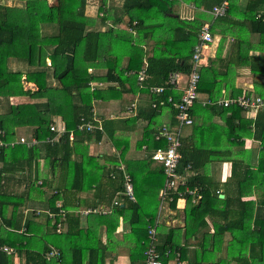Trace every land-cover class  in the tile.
Wrapping results in <instances>:
<instances>
[{"label": "trees", "instance_id": "obj_1", "mask_svg": "<svg viewBox=\"0 0 264 264\" xmlns=\"http://www.w3.org/2000/svg\"><path fill=\"white\" fill-rule=\"evenodd\" d=\"M93 1L98 6L95 15L89 16L85 9L92 0H56L54 5L47 0H0V264H13L16 253L24 256V264H104L108 248L101 245L92 229V222L98 216L88 214L85 227L81 225L79 215L66 214L65 219L58 222L56 213L59 210L54 207L58 194L46 202L56 218L50 233L36 235L33 230L43 227L33 219L21 222L20 208L25 199L22 194L7 193L5 184L10 177L16 176L20 183L26 184L27 195L36 191L41 197L42 189L50 187L48 180L38 182L36 178L41 160L48 166L50 180L62 178L65 181L59 185L63 191L80 193L95 189L98 193L106 186L108 200L123 192L124 174H128L132 179L135 202L123 197V203L113 207V212L106 218L111 224L106 237L113 240L118 219H126L129 214L125 220L130 227L127 237L135 247L129 255L130 264L143 262L149 244L148 230L153 227L159 203L160 209L165 206L173 212L179 210L176 194L169 195L170 201H157L165 181L163 167L158 163L160 169L153 172L149 166L155 162L151 159L152 153L166 146L163 138H157L160 130L177 125L175 105L181 101L195 62L199 73L197 97L187 110L192 118L189 126L192 144L181 136L177 172L182 175L188 169L197 173L186 179V185L201 188L202 198L193 205L187 196L182 209L183 229L158 228L157 258L162 264H168L174 256L189 264H230V260L235 264H264V108L258 110L252 120L243 115L250 111L235 104L226 108L219 104L249 96L229 80L234 76L236 66L249 68L255 77L254 91L259 95L251 97L264 99V82H258L264 78V55L248 54L249 48L264 52V0H248L239 21L230 18L238 10L239 0H229L227 17L216 18V23L227 26L223 36L235 39L236 58L229 57L227 61L221 58V40L215 61L210 62L204 55L206 48L199 61L193 60L206 15L198 13L190 20L181 19L179 5L186 2L211 8L223 0H121L120 6L113 2L107 6L106 0ZM258 13H261L259 17ZM120 23L124 26L118 27ZM216 23L209 28L212 42ZM249 33L258 35L256 44L245 42ZM149 43L152 44L150 53L147 50ZM216 61L221 62L222 70L214 66ZM141 70L145 75L139 82L137 77ZM174 74L180 79L171 85L170 77ZM26 84L33 86L26 88ZM155 88H163V91L152 92ZM223 91H230L229 98H222ZM125 94L138 96L139 104L144 98L146 109L131 103L127 109L129 112L136 109L133 116L103 119L99 125L94 119V103L118 101ZM200 94H206V98L202 99ZM15 97H26L31 102L12 104L11 99ZM163 111L168 112L166 124L160 118ZM215 115L222 119L228 115L222 131L227 135V141L232 139L235 143H230L231 146L241 147L240 140L244 137L258 142L255 164H251L250 158L245 163L241 154L231 149L218 151L211 138L202 137L204 126L194 124L195 119L202 117L204 122V118ZM142 120L146 126L137 146L145 149L148 156L141 160H126L128 140L116 134V124L129 128L131 123ZM90 123L94 128L87 131L85 125ZM51 127L54 129L50 130ZM19 128L28 130V138L17 137ZM103 136L118 151V156L113 155L106 165L99 164V157L89 154L85 144L91 137L99 142ZM21 138L23 143L19 142ZM217 155L220 157L217 161L221 162L225 157L231 162L229 196L224 191L217 192L216 187L204 182L203 176H198V171L216 161ZM183 189L180 187L179 191ZM253 193L258 194L259 199H244ZM219 194L224 198L220 199ZM8 207L11 213L6 216ZM213 218L218 220L211 221ZM46 219L44 226L48 227L51 220ZM207 219L212 223L213 232L203 233L201 244L191 250L185 243L182 245V233L185 241L191 239L207 228ZM60 222L64 230L57 233ZM23 227L25 230L21 231ZM225 233H229L230 240L226 257H220V244ZM35 241H42L44 248L33 252L31 246ZM65 241L77 243H71L67 248L69 256L64 257ZM4 246L13 247L17 252H4ZM51 249L58 254L46 258L53 251Z\"/></svg>", "mask_w": 264, "mask_h": 264}, {"label": "crops", "instance_id": "obj_2", "mask_svg": "<svg viewBox=\"0 0 264 264\" xmlns=\"http://www.w3.org/2000/svg\"><path fill=\"white\" fill-rule=\"evenodd\" d=\"M107 1V6L113 2L115 5L120 6V1L121 0H106ZM224 1V0H223ZM223 1H221L219 4H221ZM248 0H239L237 6L238 10L233 12V17L231 16L230 18L235 19V20H240L243 18V13L245 10V6ZM228 6H229V0H227ZM120 4V5H118ZM216 4L213 7L219 5ZM97 4L95 1L92 0V2H89L88 6L85 9V13L89 16L95 15V11L97 8ZM213 7H208L207 5H200V6H195L192 3H186L182 2L179 5V16L182 19L190 20L192 19L195 15L198 13H203L206 15V23L204 26H208L209 28L214 25V22L216 23V18H213L211 14V10ZM261 13H258L257 17H259ZM223 18L227 17L225 14L222 16ZM222 17H219L222 18ZM229 19V18H228ZM118 26H124V23H120ZM227 26L222 25V24H217L214 26V29L212 31L213 33V42L210 46H207V48L204 51L205 58L208 62L214 60L215 61V53L216 49L218 47V44L223 41L222 45V51H221V58L223 60L228 59L229 57H232L233 59L236 58V52H237V46L235 39L231 36L228 35H222V32L225 31ZM222 40V41H221ZM245 42L253 43L256 44V42L259 41V37L256 34L249 33L247 37L244 38ZM145 45V43H143ZM142 45V46H144ZM248 46L247 44H245ZM152 44L149 43L147 50H151ZM249 51V56H262L264 55V52H260L257 50H252L248 49ZM148 53V54H149ZM227 61V60H226ZM226 64V62H223ZM236 64V63H235ZM218 69H223L222 64L220 61H216V64L214 65ZM234 76H230L229 80H233V86L237 89H241L245 95L249 96H254L258 94L255 93L254 91V83H255V77L250 73V70L246 66H236L234 69ZM258 82L262 83L264 82L263 79H258ZM32 87L33 85L30 84ZM183 85L181 84V87ZM222 88H224L222 86ZM230 88V87H228ZM230 91H223L222 93V98H229L228 94ZM200 97L203 99L206 98V94H200ZM221 98V99H222ZM26 99V100H25ZM12 101L15 100V104L18 103H26L28 102V98L26 97H15L11 99ZM138 96H132L131 94H125L122 96V98L118 101H113L109 103H100V102H95L94 103V119L101 124V120L106 119V120H119L124 117H131L133 114L136 113V109L133 112L128 111V106L132 103H135L136 107H139L140 109H143L145 105H143V101H145L144 98H142V102L138 101ZM12 103V102H11ZM256 112H247L244 113L245 118H250L254 119ZM161 118L162 123L166 124L169 122L168 118V112L163 111V115ZM228 118V115L225 119ZM200 119V120H199ZM199 119H195L194 124H202L204 126V131L201 132L202 137L206 138L208 137L209 139L211 138L212 144H214L220 152H225L228 149H231L233 152H238L241 154V159L246 163V160L250 158L251 164H255V159L259 150L258 147V142H255L251 139H248V137H244L240 140L242 142V146L235 147L231 146V144H235L232 139L230 141H227V135L225 134L224 131H222V128L225 126V119H222L219 115L212 116L211 118H204V122L201 120L202 117ZM237 122V121H235ZM146 126L145 121H137L136 123H131L130 127L127 128L126 126H122L120 123L116 124L117 128V133L116 134H121L123 137H125L128 140V151L126 152L125 158L126 160H141L143 158H146L148 156V152L143 149L142 147L139 148L137 146L138 141L142 137V133L144 130V127ZM217 126L216 129L213 127ZM191 127V126H190ZM189 126L184 127L182 129V135L184 138V141H186L189 145L192 144L190 140V134H191V129ZM219 128L221 130H219ZM197 129V128H196ZM195 129V130H196ZM20 131H25L24 128H19L17 130V137H25L28 138V130L25 131L24 135H21L19 132ZM27 132V133H26ZM94 136V135H93ZM232 141V142H231ZM239 142V141H237ZM89 154L93 156H98L99 158L98 163L101 165H106L108 164V161L112 160L113 155H116L115 158L118 156V151L115 150L114 146L112 145L111 141L106 137L103 136V138L99 141L96 142L94 141V137H91V139L85 143ZM219 155L216 156V161L211 162L207 165H205L200 171H198V176L201 178L202 176L204 177V182L206 184H211L212 186L216 187V191L222 193L223 191L226 192V194L229 196L231 194V181H229L230 175H231V162L226 161L225 157L221 160V162L217 161L219 160ZM114 158V159H115ZM122 167H125L123 163H121ZM150 170L153 172L158 171L160 169V165L158 163L153 162L149 166ZM195 171H189L188 169H185V172L183 174L185 180L188 179L189 177H194L196 176ZM31 176L34 178L35 173L32 172ZM36 178L38 179V182L41 180H48L49 181V188H44L42 189L44 194L41 195V197L37 194L36 191L31 192L29 195H27L26 191V184L20 183V179L17 178L16 176L10 177L5 184V190L6 192H10L12 194H22L24 200L23 206L20 208L21 209V215H22V220L21 222L24 223L26 220H34L35 223L40 224L42 226V229H35L33 230L36 235H47V233H50L51 231V225L54 221V219L48 217V213H52L50 211V208L48 204L46 203L47 200L52 197L53 195H59L58 200L54 203V207L57 208L59 211L56 213V218H58V222L61 220L63 221L65 219L66 214H73V215H79L80 216V221L81 225L85 227L86 223V217L87 215L83 214L86 210H96V212H92L89 214H96L98 217L92 222V229L95 231L97 238L99 239L100 243L102 246H107V251L105 252V260L104 264H130V259L129 255L131 254L132 250H135V247L133 246L134 243L127 237L130 231V227L127 223V218H129V214L126 217V219L119 218L118 219V225L115 229V232L112 233L113 240L107 239V232L111 230V224H108V220H106L107 216H110L111 212H113V206L112 202L114 200H117L119 203H123V197L121 195L122 192L114 194L113 198L111 200H108V193L109 189L106 186H103L99 191L100 192H95V189H92L87 192H80V193H73V192H67L63 191L61 186L65 181L62 178H58L56 180H53L50 176L48 166L44 163L43 160L38 162L37 165V174ZM165 182V181H164ZM133 184V183H132ZM157 184V183H156ZM155 184V185H156ZM164 184V183H163ZM24 191H26L24 193ZM161 191V189H160ZM159 191V193H160ZM159 193L157 195V201L159 199L160 202V197ZM259 193V192H258ZM99 198H98V196ZM260 195V193H259ZM258 194L253 193L252 196L244 198L245 200H256L259 197ZM125 198V197H124ZM219 198L223 199L224 195L219 194ZM243 199V200H244ZM259 199V198H258ZM177 205L176 207L179 209L177 212H173L172 210H169L167 208L162 211L160 209V203L157 209L156 217H155V222L152 225L156 232L158 228H163L166 230L173 229V228H181L183 229V220H184V213H183V207L185 206V202L183 200H177ZM63 205H65V208H62ZM11 208L8 207L6 209V216L10 215ZM61 212H64L65 215L64 217L61 216ZM35 213V214H34ZM32 214L35 215L32 217ZM46 217L51 220V223H49V226L47 227L44 224L46 223L45 221L47 220ZM55 218V219H56ZM212 220H218L217 218H213ZM209 222L208 226L206 229L199 231L194 237H191V239L185 241L183 238V233L180 236L181 243L182 245L185 243L186 246L191 250V247H197L201 244V239H202V234L205 232H213V226L210 220L207 219ZM57 224H61L57 223ZM24 227L21 229V231H24ZM61 230H64L62 225L60 227V230H57L56 232L59 233ZM111 233V232H110ZM230 240V235L229 233H225L222 240H221V251L219 252L218 256L220 257H226V247L228 245V242ZM67 245H64L65 250H64V257L67 256L68 251L67 248L71 246V243H77L73 241H65ZM44 246V245H43ZM42 246V241H35L32 243V248L34 249L33 252H36L37 250H42L44 247ZM5 247V246H4ZM3 247V248H4ZM45 247H48L45 243ZM2 248V251L4 249ZM9 248V247H6ZM12 249V254L17 252L13 247L9 248ZM53 250V249H51ZM6 252V251H4ZM38 252V251H37ZM52 252H56L58 254V251L53 250ZM51 252V253H52ZM69 256V254H68ZM46 258H49V255L47 254ZM228 259V258H227ZM13 264H24V256L23 255H17V253L13 256ZM168 264H189L188 261H182L178 257H175L171 259ZM230 264H235L234 261L230 260Z\"/></svg>", "mask_w": 264, "mask_h": 264}, {"label": "built area", "instance_id": "obj_3", "mask_svg": "<svg viewBox=\"0 0 264 264\" xmlns=\"http://www.w3.org/2000/svg\"><path fill=\"white\" fill-rule=\"evenodd\" d=\"M228 8L227 0H224L221 4L215 6L211 10V14L213 18H219L226 14ZM199 44L194 48L193 60L199 61L201 58V52L207 45L212 42V36L210 34V30L208 26H203L198 35ZM144 71L141 70L138 73V81L141 82L144 79ZM180 79L178 74H174L170 77L169 84L173 85ZM199 82V73H198V64H195L192 67L191 73L187 77L186 87L183 90V94L181 96V101L179 104L175 105V108L178 110L177 114V125L172 129L162 128L160 130L159 136L157 138H163L166 142V146L164 148L156 149L152 155L151 159L163 167V174L165 176L164 186L159 193L160 201L163 202L165 199L168 201L171 200L170 194H176L178 196L177 200H183L186 203L187 196L191 199V203L193 205L198 204V202L202 198V194L200 193L201 188L193 187L190 188L186 185V180L183 174H179L177 172V166L180 160L179 149L181 146V136L182 129L186 126H190L192 123V118L187 114V110L190 106H192L193 102L197 97V84ZM152 92L160 93L163 91V88H155L151 90ZM170 100V99H169ZM223 107H229V105L235 104L237 107L241 108L245 111L257 112L258 110L264 108V99L259 97H251V96H240L232 100L220 101ZM87 131L93 129V125L86 124ZM84 126L81 125V128ZM100 126H98L99 128ZM54 128L51 127L50 130ZM20 143H23V138L20 139ZM124 190L121 193L122 197L124 196L130 202H135V196L133 191L132 179L128 174H124V182H123ZM180 187H184L183 190L179 191ZM119 202L114 200L112 202V206H117ZM96 212V210H86L83 214L87 215L89 213ZM62 217H64L65 213H60ZM48 217L54 219L55 215L52 213H48ZM57 230H60V224H57ZM148 240L149 244L144 253L145 258L141 264H162L161 261L157 258V254L155 251V243H156V230L154 227H150L148 230ZM6 252H11L12 249L3 248ZM56 252H52L49 256H56Z\"/></svg>", "mask_w": 264, "mask_h": 264}, {"label": "rangeland", "instance_id": "obj_4", "mask_svg": "<svg viewBox=\"0 0 264 264\" xmlns=\"http://www.w3.org/2000/svg\"><path fill=\"white\" fill-rule=\"evenodd\" d=\"M48 1V3L49 4H52V5H54L55 3H56V0H47ZM181 18V17H180ZM182 19V18H181ZM118 27H123V26H118ZM25 87L26 88H32L31 86H30V84H26L25 85ZM26 100V99H25ZM11 102H12V104H15L14 102H16L15 100H11ZM29 102H31V100H29L28 99V102H26V103H29ZM25 131L27 130V129H24ZM25 131H20L19 133L21 134V135H24V133H25ZM27 133V132H26ZM164 209H165V206H163V208H162V211H164Z\"/></svg>", "mask_w": 264, "mask_h": 264}]
</instances>
